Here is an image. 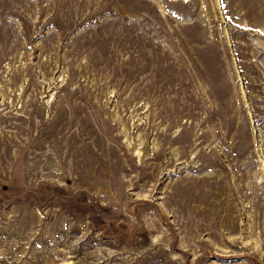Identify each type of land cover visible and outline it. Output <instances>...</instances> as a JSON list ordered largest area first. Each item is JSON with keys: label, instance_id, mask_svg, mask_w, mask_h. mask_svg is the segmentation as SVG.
I'll return each instance as SVG.
<instances>
[{"label": "rangeland", "instance_id": "374dc122", "mask_svg": "<svg viewBox=\"0 0 264 264\" xmlns=\"http://www.w3.org/2000/svg\"><path fill=\"white\" fill-rule=\"evenodd\" d=\"M263 189L264 0H0V264H264Z\"/></svg>", "mask_w": 264, "mask_h": 264}, {"label": "bare ground", "instance_id": "6f19581e", "mask_svg": "<svg viewBox=\"0 0 264 264\" xmlns=\"http://www.w3.org/2000/svg\"><path fill=\"white\" fill-rule=\"evenodd\" d=\"M263 190H264V189H263ZM263 190H262V191H263ZM263 193H264V191H263Z\"/></svg>", "mask_w": 264, "mask_h": 264}]
</instances>
